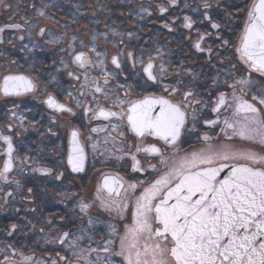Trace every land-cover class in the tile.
I'll return each instance as SVG.
<instances>
[{"label":"flooded vegetation","instance_id":"flooded-vegetation-1","mask_svg":"<svg viewBox=\"0 0 264 264\" xmlns=\"http://www.w3.org/2000/svg\"><path fill=\"white\" fill-rule=\"evenodd\" d=\"M252 2L122 0L86 21L72 5L51 3L50 10L59 9L67 19H59L64 21L58 20L59 25L56 20L35 19L40 14L25 2L18 12L21 17H11L13 11L0 15V83L7 75H22L34 85L19 96L0 93V136L11 137L14 147L12 171L6 181L0 178V264H22L24 257H30L31 264H86L89 254L84 251L81 256V250L104 246L109 239L115 244L107 246L118 252L137 198L181 157L209 147L264 155L261 145L228 139L231 131L226 130L227 136L222 131L223 120L233 118L234 91L264 115V105L253 99L264 96V76L243 63L236 50ZM185 17L190 18V28L184 26ZM213 22L220 27L212 28ZM81 24L85 27L78 31ZM79 53L91 62L84 68L75 61ZM149 62L155 80L143 70ZM249 77V85L238 83ZM221 93L227 103L217 114L212 109ZM49 96L71 112L50 108L45 103ZM147 96L170 100L186 113L175 145L154 136H135L126 117L121 122L93 116L99 108L126 112L132 102ZM213 120L218 123H205ZM112 124L118 127L113 130ZM73 131L79 133L85 154L79 172L68 163ZM152 144L159 153L137 151ZM6 147L0 140V170ZM133 155L139 161L135 171ZM105 176L120 180L119 195L102 187ZM113 202L126 207L118 212L109 208ZM81 204L89 205L86 211H81ZM96 255L92 252L91 258ZM112 259L122 264V257Z\"/></svg>","mask_w":264,"mask_h":264},{"label":"snow or ice","instance_id":"snow-or-ice-1","mask_svg":"<svg viewBox=\"0 0 264 264\" xmlns=\"http://www.w3.org/2000/svg\"><path fill=\"white\" fill-rule=\"evenodd\" d=\"M164 11L166 9L161 8V12ZM205 18L211 22V17L206 15ZM184 26H192L190 18L185 17ZM211 27L216 29L220 25L213 22ZM203 38L200 37L201 40ZM239 39L236 50L241 61L264 76V0H253ZM195 47L199 50L200 44ZM75 61L81 68L91 63L84 53L77 54ZM100 63L102 65L103 62ZM112 63L120 66L116 57H113ZM152 69L151 62L143 69L149 80L156 79ZM238 83L247 86L251 79L242 78ZM33 88L32 81L22 75H7L0 83V93L4 96H19L31 92ZM100 91L97 86L96 92ZM188 95L191 93L186 97ZM253 99L264 105V96H253ZM233 100V118L223 120L222 131L226 136V130L231 131L228 139L239 138L264 147V115L255 105L236 96L235 91ZM45 103L57 111L71 112L70 108L51 96ZM123 103L120 101L121 105ZM226 103V97L221 93L212 111L218 114ZM93 116L105 120L116 118L121 122L126 117L128 130L135 136H154L173 145L180 139L186 121V113L179 104L151 96L132 102L126 112L99 108ZM205 123L216 124L218 121ZM111 127L115 130L118 125L112 124ZM103 130L92 129L93 132ZM78 135L77 131L71 134L68 156V163L76 172L83 170L85 159ZM0 140L7 145V158L0 170V178L6 181V174L13 168L14 147L11 137L0 136ZM137 151L153 154L159 153L160 149L152 144L138 147ZM132 160L135 171L139 161L135 155ZM161 163L167 164V161L162 159ZM225 169L228 172L221 177ZM102 187L119 195L118 189L123 185L118 178L105 176ZM130 187L136 186L133 184ZM100 190L98 187L97 198ZM88 207V204H81V211H86ZM111 207L121 212L126 204L116 205L113 202L109 205ZM67 236L68 233H65L64 238ZM108 244L114 245L115 241L109 239L104 246L81 250V256L84 251L89 254L86 264H114L113 256L122 257V264H264V155L252 150H232L228 147L214 150L209 147L181 157L137 198L132 224L126 226L124 235L120 237L119 251L109 248ZM92 252L97 253L95 259L91 258ZM22 264H31V258L24 257Z\"/></svg>","mask_w":264,"mask_h":264},{"label":"rangeland","instance_id":"rangeland-1","mask_svg":"<svg viewBox=\"0 0 264 264\" xmlns=\"http://www.w3.org/2000/svg\"><path fill=\"white\" fill-rule=\"evenodd\" d=\"M119 1L122 2V0H0V15H2L1 17H4L6 12L13 11L16 14L11 15V17H21V15L19 16L18 12H21V2H25L27 7H29L30 9L34 8L35 11H37L40 14L38 16L37 15L33 16L35 19L36 18H45V19L48 18L51 21L56 20V22L59 25V22H64V21H60L61 19L65 20L64 15H61L59 9L50 10L51 3L54 4L57 2V3H62V5L64 4L72 5L73 7H75L78 13H81L80 17L82 19H85L86 21V18H90V19L96 18L97 15L101 14L102 10L107 12L109 9L108 5L110 3L117 4L119 3ZM129 1L137 3V2H141L145 0H129ZM205 1H211V0H205ZM236 1H241V0H236ZM16 3H18V5H15ZM56 7L59 8L58 6ZM51 12L56 13V14H50ZM41 13L43 14L41 15ZM6 17H10V15L9 16L6 15ZM106 17H108L107 14H106ZM51 21H41L40 23L41 25H44L46 27H56V25L51 24ZM84 27H85V24H81L77 27V30L81 31Z\"/></svg>","mask_w":264,"mask_h":264},{"label":"water","instance_id":"water-1","mask_svg":"<svg viewBox=\"0 0 264 264\" xmlns=\"http://www.w3.org/2000/svg\"><path fill=\"white\" fill-rule=\"evenodd\" d=\"M228 172V169H225V172L224 173H221V177H223L224 175H226Z\"/></svg>","mask_w":264,"mask_h":264}]
</instances>
